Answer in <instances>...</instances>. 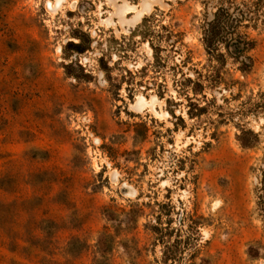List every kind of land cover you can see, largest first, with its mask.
<instances>
[{
  "label": "rangeland",
  "instance_id": "374dc122",
  "mask_svg": "<svg viewBox=\"0 0 264 264\" xmlns=\"http://www.w3.org/2000/svg\"><path fill=\"white\" fill-rule=\"evenodd\" d=\"M0 264H264V0H0Z\"/></svg>",
  "mask_w": 264,
  "mask_h": 264
},
{
  "label": "trees",
  "instance_id": "16d2710c",
  "mask_svg": "<svg viewBox=\"0 0 264 264\" xmlns=\"http://www.w3.org/2000/svg\"><path fill=\"white\" fill-rule=\"evenodd\" d=\"M219 36H220V32H215V31H210V33L208 34V36H207V47H208L210 53H214V50H215L214 47H215L216 42L219 40ZM178 37H180V35ZM168 38L169 37H167V39ZM152 48L156 54L157 49L154 47H152ZM235 52H236V54H238L237 50ZM189 82L193 83L191 80H189ZM198 85L200 86V84H198Z\"/></svg>",
  "mask_w": 264,
  "mask_h": 264
}]
</instances>
